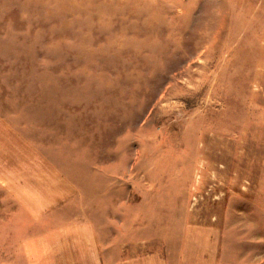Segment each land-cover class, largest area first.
I'll return each instance as SVG.
<instances>
[{
    "label": "rangeland",
    "instance_id": "1",
    "mask_svg": "<svg viewBox=\"0 0 264 264\" xmlns=\"http://www.w3.org/2000/svg\"><path fill=\"white\" fill-rule=\"evenodd\" d=\"M0 264H264V0H0Z\"/></svg>",
    "mask_w": 264,
    "mask_h": 264
}]
</instances>
